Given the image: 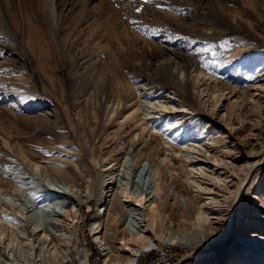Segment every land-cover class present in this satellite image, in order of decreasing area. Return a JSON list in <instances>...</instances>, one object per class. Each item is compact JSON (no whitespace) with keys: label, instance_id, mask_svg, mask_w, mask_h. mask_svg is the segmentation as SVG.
Instances as JSON below:
<instances>
[{"label":"rangeland","instance_id":"374dc122","mask_svg":"<svg viewBox=\"0 0 264 264\" xmlns=\"http://www.w3.org/2000/svg\"><path fill=\"white\" fill-rule=\"evenodd\" d=\"M210 3L226 25L208 26ZM55 4L58 27L43 0H0L7 22L0 20V134L44 161L68 159V167L82 160L96 178L106 176L119 158L121 174L126 175L136 153L146 152V144L155 145L159 151L153 162L162 171L161 187H166L164 213L179 232L193 222L182 199L190 195L197 203L204 201L188 185L189 169L180 149L194 147L191 153L199 158L195 168L206 166L207 174L215 154L223 160L221 172L229 168L228 184L233 180L217 191L226 205L237 190L235 183L245 178L244 168L256 164L238 192L232 221L228 228L223 225L224 236L210 239L207 247H175L190 264H227L238 253L244 255L240 227L253 236L254 245L264 242V0ZM175 67L191 79L198 77L192 86L196 103L181 96L171 80ZM199 72L212 79L206 81ZM166 101L176 102L185 112L180 108L156 115L153 105ZM83 141L96 146L104 159L101 164L91 166ZM71 149L78 153L76 158L67 156ZM1 158L19 164L12 156ZM150 165L148 157L140 159L134 181L139 182ZM10 170L0 165V171ZM96 190L100 197L106 195L99 185ZM100 206L98 199L82 205L73 228L77 238L72 256L65 264H79L84 257L89 264H104L103 248L92 231L98 213L101 226L106 225L101 212L105 207ZM131 209H120L110 232L123 233ZM0 237L15 247L25 239L7 218L0 219ZM119 244H113L117 252Z\"/></svg>","mask_w":264,"mask_h":264},{"label":"bare ground","instance_id":"6f19581e","mask_svg":"<svg viewBox=\"0 0 264 264\" xmlns=\"http://www.w3.org/2000/svg\"><path fill=\"white\" fill-rule=\"evenodd\" d=\"M43 6L51 22L58 27L60 17L55 0H43ZM208 6L210 13L206 16L208 26L218 28L223 24L226 25L217 10L218 7L216 8L213 3ZM7 7L11 11L12 3L7 1ZM0 20L7 25L1 5ZM209 32L214 33L212 29H209ZM203 73L199 72L198 76H203L206 81L212 79L211 76ZM171 80L181 96L193 103L197 102V98L192 93V86L198 77L191 79L186 71L175 67ZM153 108L156 110V115L169 111L178 112L180 108L185 109L178 107L174 101L156 103ZM181 110V114L185 112ZM0 145V165L11 168L7 172L0 171V219H9L13 226L18 227L25 236L20 243L21 247H15L13 243L12 246L5 244L4 239L0 237L2 264H5L4 262L7 264H65L68 262L72 256L71 249L76 237L73 230L75 222L80 216L82 205L89 204L93 199H98L101 203L100 208L105 207L101 210L106 217L105 227L101 226L99 219L102 218V214L98 213L92 228L93 234L97 236V241L103 248L104 264H134L146 251L163 246L180 245L184 249L207 247L210 239L224 236L223 225L225 224L228 228L232 221L238 192L256 165L248 164L244 168L245 178L235 183L237 190L234 194H230L233 197L232 202L229 204L226 202L228 204L226 205L217 196V191L228 188L233 180L228 184L232 178L229 176L232 173L229 168L226 167L228 172L222 174L220 167H224L223 160L215 154V158L212 159L214 164L210 166L211 173L207 174L206 166L195 168L199 158L193 157L191 153L195 150L194 147L180 149L182 163L189 169L188 185L194 189L197 197H203L204 201L197 203V199L191 198L190 195L189 198L182 199L185 211L189 216L192 215L193 222L190 223V229L179 232L172 228L173 222L164 213L167 195L162 191H166V187H163L164 190L161 187L162 171L153 162L159 151L155 145L146 144V152L136 153V162L127 168L126 175L121 174L123 165L119 158L114 161L113 169L100 178H96L93 171L82 160L68 167L65 166L71 164L68 159L44 161L37 157L35 152L26 151L21 145L14 144L12 140L6 139L1 134ZM95 147L87 141L83 144L91 166L95 162L101 164L104 160L98 157ZM196 151L200 153V150ZM77 154L72 149L67 152L68 157L76 158ZM6 156L16 158L19 164L7 162L1 158ZM144 157L150 160L151 169H143L139 182L134 181L138 177L135 173L137 164ZM115 167L117 169H114ZM98 185L102 190L107 191L105 196L100 197L97 193ZM116 186H119L118 191L114 190ZM263 204L264 201H262ZM124 207H131L132 213L122 224L123 233L110 232L111 222L118 219L120 209ZM186 220L185 222L188 223L189 221ZM243 228L240 227L237 231L243 235L241 239L246 242L242 247L244 255L239 256L238 253L227 264H264V242L254 245L250 239L253 236L244 234L246 229ZM218 232L221 233L220 236L217 235ZM41 235H43L42 239ZM114 242H120L118 252L113 247ZM121 252H127L128 256L123 258ZM79 264H89L88 258L84 257Z\"/></svg>","mask_w":264,"mask_h":264},{"label":"built area","instance_id":"2783aa9c","mask_svg":"<svg viewBox=\"0 0 264 264\" xmlns=\"http://www.w3.org/2000/svg\"><path fill=\"white\" fill-rule=\"evenodd\" d=\"M182 249L175 246L153 248L145 253L134 264H190L185 261ZM196 264V263H193ZM201 264V263H200Z\"/></svg>","mask_w":264,"mask_h":264},{"label":"snow or ice","instance_id":"6c2138e0","mask_svg":"<svg viewBox=\"0 0 264 264\" xmlns=\"http://www.w3.org/2000/svg\"><path fill=\"white\" fill-rule=\"evenodd\" d=\"M139 11V9H137Z\"/></svg>","mask_w":264,"mask_h":264}]
</instances>
